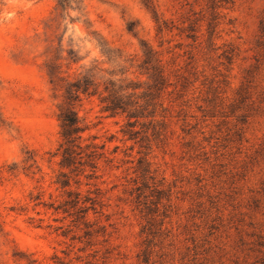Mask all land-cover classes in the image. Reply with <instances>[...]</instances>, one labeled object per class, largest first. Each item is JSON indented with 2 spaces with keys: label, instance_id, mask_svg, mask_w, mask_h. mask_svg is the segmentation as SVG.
I'll use <instances>...</instances> for the list:
<instances>
[{
  "label": "rangeland",
  "instance_id": "rangeland-1",
  "mask_svg": "<svg viewBox=\"0 0 264 264\" xmlns=\"http://www.w3.org/2000/svg\"><path fill=\"white\" fill-rule=\"evenodd\" d=\"M0 264H264V0H0Z\"/></svg>",
  "mask_w": 264,
  "mask_h": 264
},
{
  "label": "trees",
  "instance_id": "trees-1",
  "mask_svg": "<svg viewBox=\"0 0 264 264\" xmlns=\"http://www.w3.org/2000/svg\"><path fill=\"white\" fill-rule=\"evenodd\" d=\"M69 1L71 0H59V4L61 7H65ZM150 54L151 50L147 49L144 53L145 57L142 67L145 69V73H147L150 78H153L156 83H160L163 81L161 70H159L156 65L151 63L152 55ZM90 85L91 83L88 82L81 84L79 80L70 82L66 88V105L60 107L59 117L61 120L63 142L60 144L59 148H62V163L66 166L72 164L73 159H75V155L80 154L82 151H77V149H82L80 141L81 132L84 130V127L81 125L80 120L76 115L73 100L76 98L78 99L79 93H89ZM119 90L114 89L113 84L110 86L106 85L104 87V92L106 93L100 100L101 103H103V110L109 111L112 114L117 112L125 113L129 120L128 125L132 126V123L134 122H131L130 119L138 118V107L142 104H138V100L125 98L124 95L119 93ZM128 132L131 134V131Z\"/></svg>",
  "mask_w": 264,
  "mask_h": 264
}]
</instances>
